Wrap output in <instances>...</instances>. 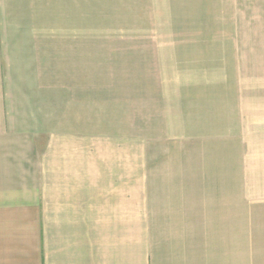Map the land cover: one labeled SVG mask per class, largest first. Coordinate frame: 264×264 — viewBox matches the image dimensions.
<instances>
[{
	"label": "crops",
	"instance_id": "obj_1",
	"mask_svg": "<svg viewBox=\"0 0 264 264\" xmlns=\"http://www.w3.org/2000/svg\"><path fill=\"white\" fill-rule=\"evenodd\" d=\"M257 5L264 14V3ZM5 22L0 8V264H236L235 150L244 151L237 158L245 159L246 173V160L255 159L262 175L255 177L264 181V56L249 57L264 47L239 51L231 39L225 53L236 76L215 83L214 106L185 107L228 119L230 156L185 158V173L181 166L142 172L140 160L127 168L123 153L114 155L120 143L95 145L92 118L63 108L61 93L47 89L31 66L23 33L15 41ZM253 70L263 71L259 81L249 77ZM238 134L252 136L239 145ZM211 163L207 193L200 168ZM211 218L213 248L206 251L196 232Z\"/></svg>",
	"mask_w": 264,
	"mask_h": 264
},
{
	"label": "rangeland",
	"instance_id": "obj_2",
	"mask_svg": "<svg viewBox=\"0 0 264 264\" xmlns=\"http://www.w3.org/2000/svg\"><path fill=\"white\" fill-rule=\"evenodd\" d=\"M260 2L264 0H0V8L15 41L23 33L31 66L45 78L47 89L61 93L64 109L92 118L95 145L120 143L114 155L123 153L127 168L138 159L142 172L150 166L164 172L181 166L185 173V158L209 163L231 154L228 119L187 114L185 107L214 106L215 83L232 71L236 76L225 53L231 39L239 51L263 49ZM263 56L249 54L250 59ZM262 72L249 71V77L259 81ZM214 120L221 123L203 124ZM246 136L252 135L233 137L241 145ZM216 142L225 148L215 150ZM240 150L234 152L241 172L236 264H264V181L256 179L262 175L253 158L246 160V173L245 159L237 158L244 153ZM200 170L208 193L214 166ZM243 175L245 182L240 181ZM206 225L196 233L208 251L213 248V219Z\"/></svg>",
	"mask_w": 264,
	"mask_h": 264
}]
</instances>
